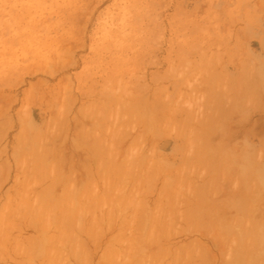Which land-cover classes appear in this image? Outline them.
Listing matches in <instances>:
<instances>
[{
    "label": "rangeland",
    "instance_id": "374dc122",
    "mask_svg": "<svg viewBox=\"0 0 264 264\" xmlns=\"http://www.w3.org/2000/svg\"><path fill=\"white\" fill-rule=\"evenodd\" d=\"M0 110V264H226L239 243L210 250L221 227L264 226V202L238 204L262 198L246 179L264 175V0H0ZM217 199L235 208L218 234Z\"/></svg>",
    "mask_w": 264,
    "mask_h": 264
},
{
    "label": "crops",
    "instance_id": "0c3cea01",
    "mask_svg": "<svg viewBox=\"0 0 264 264\" xmlns=\"http://www.w3.org/2000/svg\"><path fill=\"white\" fill-rule=\"evenodd\" d=\"M250 161H252V160H250ZM246 182L251 187L249 194L255 195L257 193H261L262 198L260 199V202L255 201V202H252L250 204V202L244 201V203L241 204L238 202V204L244 205L246 208V211H244L243 215H247V216L250 215L251 217H254V216H257L258 212H263L262 203L264 202V191H263L264 175L262 176V181H260L262 186H259V189L255 192H251L254 190V188H253V186H251L250 182L248 183L247 179H246ZM247 184H245L244 187ZM219 197L220 196H218V198ZM212 199H214V198H212ZM219 199H221V198H219ZM198 201L199 202H196V205H197L196 210L199 207H201V205H202L200 200H198ZM226 201H228V200H226ZM215 202H217V203L211 204V205L207 204V206L209 205V209L211 210V212H213L215 210L219 211L218 213H216V215H213V216H219L220 214L222 216H224L228 212L229 213L227 215H231L235 209L234 207L222 206V202L218 201V199ZM252 205L254 206V208H252ZM204 207H206V205H204ZM204 207H203V209H204ZM231 208H234V209H231ZM200 209L202 210V207ZM206 209L208 210L207 207H206ZM213 216L210 218L211 223H212V225L211 224L210 225L214 228L213 231L215 230V232L218 234V231H220V230L216 229L217 225H215V224L217 222H216V220H213ZM261 216H262V213H261ZM255 221L256 222H254V225L250 228H245V225L243 223L238 224V226L235 227L233 222L230 221L228 223V225H229L228 228L221 227L222 230L224 231V233L218 234L219 235V238H218L219 241L213 243V238H212L211 242L213 243V246L209 247V249L214 250V246H217L221 252L226 253L227 252V244L229 242V239L233 236L234 233H236L235 235H237L238 243H239L238 249L235 252H233L232 254L230 252V258L231 259L229 261H227L226 264H236L237 261L240 263H244L245 261H250V264L258 263L257 260H255L254 258L252 260H250V258H249L252 254L257 255V256L264 254V226H262V223L260 222V220H258V218L255 219ZM221 222H223V219L220 220V223ZM220 223H219V225H220ZM257 223H259L258 226H257ZM208 237H209L208 235L205 236V239H208ZM197 244H198V241H197ZM199 249H200V247H198V250ZM203 249H204V247H203ZM245 254H247L248 257H245ZM226 255H227V253H226ZM243 255H244V257H243Z\"/></svg>",
    "mask_w": 264,
    "mask_h": 264
},
{
    "label": "bare ground",
    "instance_id": "6f19581e",
    "mask_svg": "<svg viewBox=\"0 0 264 264\" xmlns=\"http://www.w3.org/2000/svg\"><path fill=\"white\" fill-rule=\"evenodd\" d=\"M45 56H46V55H45ZM50 62H51V61H50ZM47 67H48V66H47ZM50 67H51V66H50ZM13 95H14V94H13ZM262 96H263V95H262ZM220 97H221V96H220ZM218 98H219V97H218ZM222 98H223V97H222ZM260 100H261V99H260ZM215 101H217V98H216ZM261 101H262V100H261ZM1 102H2V101H1ZM260 103H261V102H260ZM3 105H4V103H2V107H4V109H5V105H4V106H3ZM6 105H7V104H6ZM66 105H67V104H66ZM69 105H70V104H69ZM127 106H128V105H127ZM161 107H162V106H161ZM165 107H166V106H165ZM168 107H169V106H168ZM8 108H9V107H8ZM129 108H130V107H129ZM131 108H132V107H131ZM162 108H163V107H162ZM51 109H52V108H51ZM48 110H49V109H48ZM120 110H121V109H120ZM132 110H133V108H132ZM132 110H130V111H132ZM0 111H1V110H0ZM60 111H61V110H60ZM133 111H135V110H133ZM157 111H158V110H157ZM159 111H161V109H160ZM124 112H125V111H124ZM3 113H4V112H3ZM158 113H159L160 115H161V114L163 115V113L157 112V114H158ZM85 114H86V113H85ZM118 114H119V113H118ZM123 114H124V113H123ZM171 114H172V113H171ZM160 115H159V116H160ZM162 115H161V116H162ZM221 115H222V114H221ZM226 115H227V114H226ZM234 115H235V114H234ZM106 116H107V115H106ZM127 116H128V115H127ZM232 116H233V115H232ZM122 118H123V117H122ZM227 118H228V117H227ZM119 119H120V118H119ZM170 119H171V118H170ZM79 120H80V119H79ZM123 121H124V120H123ZM159 121H160V120H159ZM162 121H163V120H162ZM95 122H96V121H95ZM77 123L80 124V122H77ZM127 124H128V123H127ZM139 124H140V123H139ZM98 125H99V124H98ZM121 125H122V124H121ZM142 125H143V124H142ZM75 126H76V125H75ZM77 126H78V125H77ZM122 126H123V125H122ZM70 127H71V126H70ZM83 128H84V126H83ZM88 128H89V127H88ZM88 128H86V129H88ZM93 128H94V127H93ZM57 129H58V128H57ZM77 129H78V128H77ZM94 129H95V128H94ZM94 129H93V130H94ZM88 130H89V129H88ZM93 130H92V131H93ZM86 131H87V130H86ZM86 131H85V132H86ZM90 131H91V130H90ZM94 131H95V130H94ZM128 132H129V131H128ZM123 133H124V132H123ZM87 134H88V133H87ZM27 135H28V132H27ZM82 135H83V134H82ZM147 135H149V134L147 133ZM90 136H92V135L90 134ZM144 136H145V135H144ZM150 136H151V135H150ZM86 137H88V136H86ZM58 138H59V137H58ZM151 138H152V137H151ZM151 138H150V139H151ZM38 139H39V138H38ZM89 139H90V138H89ZM93 139H94V138H93ZM87 140H88V139H87ZM83 141H84V140H83ZM81 142H82V141H81ZM89 142H90V141H89ZM151 142H153V141H151ZM149 143H150V142H149ZM46 144H47V143H46ZM150 144H151V143H150ZM68 146H69V145H68ZM91 146H92V145H91ZM123 147H124V146H123ZM68 148H69V147H68ZM207 148H208V147L206 146V150H207ZM214 148H215V145H214L213 149H214ZM54 149H55V148H54ZM54 149H53V150H54ZM204 149H205V147H204ZM25 150H26V149H25ZM46 150H47V149H46ZM46 150H45V151H46ZM200 150H201V149H200ZM47 151L49 152L50 150H47ZM111 151H112V150H111ZM214 151H215V149H214ZM67 152H69V151H67ZM114 152H115V151H114ZM120 152H121V151H120ZM205 152H206V151H205ZM44 153H45V152H44ZM46 153H47V152H46ZM213 153H214V152H213ZM63 155H64V154H63ZM80 155H81V154H80ZM111 155H112V154H111ZM119 155H121V154H119ZM201 155H202V154H201ZM49 156H50V154H49ZM93 156H94V155H93ZM116 156H117V155H116ZM197 156H198V155H197ZM86 157H87V156H86ZM119 157H120V156H119ZM129 157H130V156H129ZM61 158H62V157H61ZM71 158H72V157H71ZM71 158H70V159H71ZM88 159H89V157H88ZM113 159H114V158H113ZM116 159H118V158L116 157ZM116 159H115V162H116ZM17 160H18V159H17ZM133 160H134V159H133ZM56 161H57V160H56ZM90 161H91V159H90ZM102 162H103V161H102ZM108 162H109V161H108ZM126 162H127V161H126ZM50 163H51V162H50ZM64 163H65V162H64ZM84 163H85V162H84ZM98 163H99V162H98ZM98 163H97V166H98ZM105 163H106V162H105ZM52 164H53V163H52ZM54 164H55V163H54ZM54 164H53V165H54ZM74 164H75V163H74ZM101 164H102V163H101ZM103 164H104V163H103ZM127 164H128V163H127ZM134 164H136L135 161H134ZM134 164H133V165H134ZM143 164H144V163H143ZM57 165H58V164H57ZM61 165H62V164H61ZM80 165H81V164H80ZM83 165H85V164H83ZM89 165H90V163H89ZM95 165H96V164H95ZM106 165H107V164H106ZM108 165H109V164H108ZM125 165H126V164H124V166H125ZM129 165H130V162H129ZM20 166H21V165H20ZM54 166H56V165H54ZM62 166H63V165H62ZM93 166H94V165H93ZM111 166H112V165H111ZM164 166H165V165H164ZM74 167H75V166H74ZM85 167H86V170H87V166H85ZM101 167H102V166H101ZM121 167H123V166H121ZM5 168H6V167H5ZM91 168H92V167H91ZM98 168H99V167H98ZM106 168H107V167H106ZM108 168H109V167H108ZM110 168H111V167H110ZM112 168H113V166H112ZM112 168L110 169V173L113 174L114 172H112V170H113ZM125 168H126V167H125ZM134 168H135V167H133V168L131 169V166H129V169H126V170H129V171H130V169H131V171H132ZM150 168H152V167H150ZM150 168H149V169H150ZM56 169H57V168H56ZM88 169L90 170V168H88ZM103 169L106 170V172H107V169H105L104 167L102 168V172H105V171H103ZM123 169H124V168H123ZM152 169H153V168H152ZM4 170H5V169H4ZM13 170H14V169H13ZM26 170H27V169H26ZM50 170H51V169H50ZM71 170H72V169H71ZM73 170L75 171V168H73ZM73 170H72V171H73ZM80 170H81V169H80ZM82 170H83V169H82ZM100 170H101V169H100ZM108 170H109V169H108ZM126 170L124 169V170L122 171L123 174H124V175H123V174L121 175L122 178H123L124 176H126L128 173H130V175L128 174V176H129V178H130V177H131V174L134 173L133 171H132L133 173H132V172H129V171H128V173H127ZM134 170H135V169H134ZM27 171H28V170H27ZM30 171H31V170H30ZM30 171H29V172H30ZM35 171H36V170H35ZM51 171H52V170H51ZM53 171H57V170H53ZM74 171H73V172H74ZM113 171H114V170H113ZM2 172H3V171H2ZM31 172H32V171H31ZM40 172H41V171H40ZM40 172H39V174H40ZM48 172H49V171H48ZM59 172H61V171L59 170ZM73 172H72V173H73ZM89 172H90V171H89ZM91 172H92V171H91ZM102 172H100L101 174L98 175V176H99V177H98L99 179L102 178V176H100V175L103 174ZM124 172H125V173H124ZM143 172H144V171H143ZM36 173H37V172H36ZM55 173H56V172H55ZM87 173H88V172H87ZM87 173L85 172V174H87ZM108 173H109V172H108ZM110 173H109V174H110ZM117 173H119V172H117ZM146 173H148V172L146 171ZM2 174H3V173H2ZM8 174H9V173H8ZM33 174H34V173H33ZM41 174H42V172H41ZM58 174H59V173H58ZM125 174H126V175H125ZM238 174H239V173H238ZM44 175H45V173H44ZM55 175H56V174H55ZM69 175H70V173H69ZM87 175H88V174H87ZM89 175H90V174H89ZM91 175H92V174H91ZM104 175H106V174L104 173ZM107 175H108V174H107ZM20 176H21V175H20ZM24 176H25V174H24ZM37 176H38V175H37ZM110 176H111V175H110ZM113 176H114V175H113ZM128 176H127V177H128ZM0 177H1V176H0ZM32 177H33V176H32ZM32 177H31V178H32ZM42 177H43V176H42ZM42 177H41V178H42ZM50 177H51V176H50ZM53 177H54V175L52 176V178H53ZM55 177H56V176H55ZM62 177H63V176H62ZM68 177H69V176H68ZM70 177H71V176H70ZM77 177H78V176H77ZM92 177H94V176L92 175ZM105 177H106V176H105ZM121 177L118 176V179L123 180ZM154 177H155V176H154ZM154 177H153V178H154ZM37 178H38V177H37ZM66 178H67V177H66ZM73 178H75V176H74ZM82 178H84V174H83ZM103 178H104V177H103ZM107 178H109V176H107ZM124 178H125V177H124ZM33 179H34V178H33ZM43 179H44V178H43ZM84 179H87V178H84ZM94 179H95V177H94ZM114 179H115V178H114ZM118 179H117L116 181H118ZM202 179H203V178H202ZM22 180H23V179H22ZM22 180H20V181H22ZM37 180H38V181H41V180H39V178H38ZM67 180H68V178H67ZM69 180H70V179H69ZM87 180H88V179H87ZM103 180H104V182H105V181L107 182L109 179H108V180L103 179ZM112 180H113V179H112ZM121 180H120V182H121ZM126 180H128V179H126ZM190 180H192V179H190ZM243 180H244V179H243ZM20 181H18V182H20ZM28 181H29V179H28ZM35 181H36V180H35ZM38 181H37V182H38ZM42 181H43V180H42ZM42 181H41V182H42ZM44 181H46V179H44ZM44 181H43V182H44ZM76 181H78V179H76ZM92 181H93V180H92ZM109 181H111V179H110ZM109 181H108V182H109ZM128 181H129V180H128ZM128 181H126L125 183H127ZM152 181H153V180H152ZM193 181H194V180H193ZM202 181H203V180H202ZM244 181H245V180H244ZM18 182H17V183H18ZM22 182H23V181H22ZM22 182H21V183H22ZM24 182L26 183L25 180H24ZM41 182H39V184H42ZM48 182H49V181H48ZM50 182H51V181H50ZM65 182H66V181H65ZM68 182H69V181H68ZM71 182H72V181H71ZM98 182H99V181H98ZM113 182H114V180H113ZM113 182H111L112 185L114 184ZM120 182L118 181V183H120ZM122 182H123V181H122ZM205 182H206V181H205ZM0 183H1V182H0ZM34 183H35V182H34ZM84 183H86V182H84ZM102 183H103V182H102ZM118 183H117V185H118ZM134 183H135V182H134ZM1 184H2V183H1ZM28 184H29V183H28ZM39 184H38V185H39ZM45 184H46V183H45ZM45 184H44V185L42 184V187H44ZM92 184L95 185V183H92ZM105 184H106V183H105ZM105 184H104V187H103V188H106ZM108 184H110V182H109ZM111 184H110V185H111ZM203 184H205V183H203ZM245 184H246V183H245ZM35 185H36V183H35ZM53 185H54V184H52V187H54ZM58 185H59V184H58ZM73 185H75V184H73ZM77 185H78V184H77ZM84 185H85V184H84ZM87 185H88V184H87ZM102 185H103V184H102ZM125 185H126V184H125ZM125 185H124V186H125ZM127 185H128V183H127ZM151 185H152V184H151ZM151 185H150V186H151ZM214 185H215V184H214ZM214 185H213V187H215ZM240 185H241V184H240ZM24 186L26 187L27 185H24ZM71 186H72V185H71ZM246 186H247V185H246ZM1 187H3V185H2ZM48 187H49V185H48ZM67 187H68V186H67ZM120 187H121V186H120ZM125 187H126V186H125ZM204 187H205V186H204ZM218 187H219V186H218ZM248 187H249V186H248ZM29 188H30V185H28V189H29ZM38 188H39V187H38ZM73 188H75V187L73 186ZM92 188H93V187H92ZM107 188L109 189V186H108ZM126 188H127V187H126ZM211 188H212V187H211ZM237 188H238V187H237ZM250 188H251V187H250ZM1 189H2V188H1ZM25 189H27V188H24V187H23V190H25ZM45 189H46V187H45ZM45 189L43 188L44 191H45ZM58 189H59V188H58ZM70 189H72V188H70ZM94 189L98 190V189H97V185H96V188L94 187ZM110 189H111V188H110ZM120 189H122V188H119V189L117 188L116 191L119 193V192L121 191ZM137 189H139V188H137ZM212 189H215V188H212ZM218 189H219V188H218ZM218 189H217V190H218ZM53 190H54V188H53ZM66 190H67V189H66ZM66 190H65V191H66ZM96 190H95V191H96ZM112 190H113V188H112ZM126 190H127V189H126ZM151 190H152V189H151ZM199 190H201V189H199ZM204 190H205V188H204ZM215 190H216V189H215ZM220 190H222V188H221ZM238 190H239V188H238ZM56 191H57V190H56ZM70 191H71L70 194L72 195L71 199H74V197H77V196H76L77 191L75 192L74 189H73V190H70ZM73 191H74V192H73ZM81 191H82V190H80V192H79L80 194H81ZM86 191H87V190H86ZM86 191H84V192L87 194ZM89 191H90V190H89ZM93 191H94V190H93ZM106 191H107V190H106ZM109 191H111V190H109ZM135 191H136L137 193L139 192V191H137V190H135ZM162 191H163V190H162ZM234 191H236V190H234ZM242 191H243V190H242ZM26 192H27V195H28V191H26ZM29 192H30V191H29ZM33 192H35V191H33ZM38 192H39V191H38ZM38 192H36V193L38 194ZM63 192H64V190H63ZM122 192H126V191L123 190ZM245 192H247V191H245ZM3 193H4V192H3ZM30 193H31V192H30ZM47 193H48V192H47ZM103 193H104V192H103ZM109 193H110V192H109ZM118 193H117V194H118ZM202 193H203V192H202ZM37 194H36V196L38 197L39 195H37ZM62 194H63V195H62ZM62 194H61V195L64 196V193H62ZM65 194H66V193H65ZM88 194H89V193H88ZM96 194H97V193H96ZM105 194H107V192H106ZM105 194H104V195H105ZM113 194H114V193H113ZM113 194H112V195H113ZM119 194H120V193H119ZM123 194H124V193H123ZM128 194H129V193H128ZM134 194H135V193H134ZM138 194H139V193H138ZM197 194H198V193H197ZM45 195H46V194H45ZM45 195H44V196H45ZM67 195H68V194H67ZM109 195H110V194H109ZM246 195H247V194H246ZM23 196H25V195H23ZM29 196H30V195H29ZM46 196H47V195H46ZM62 196H60V197H62ZM78 196H79V195H78ZM83 196H84V195H83ZM93 196H94V195H93ZM110 196H111V195H110ZM118 196H119V195H116V198H117ZM132 196L134 197V196H136V195H131L130 197H132ZM244 196H245V195H244ZM249 196H250V195H249ZM65 197H66V196H65ZM68 197H69V195H68ZM107 197H108V196H107ZM119 197H120V196H119ZM127 197H128V196H127ZM127 197H126V198H127ZM240 197H241V196H240ZM25 198H26V197H25ZM29 198H30V197H29ZM38 198H39V197H38ZM43 198H44V197H43ZM66 198H67V197H66ZM81 198H82V197H81ZM83 198H84V197H83ZM102 198H103V196H102ZM120 198H121V197H120ZM120 198H119V199H120ZM128 198H129V197H128ZM238 198H239V197H238ZM241 198H242V197H241ZM244 198H245V197H244ZM248 198H250V197H248ZM20 199H21V198H20ZM54 199H56V198H54ZM75 199H76V198H75ZM87 199H88V198H87ZM95 199H96V198H95ZM95 199H94V200H95ZM100 199H101V198H100ZM124 199H125V198H124ZM124 199H123V200H124ZM37 200H38V199H37ZM45 200H46V199H45ZM52 200H53V198H52ZM52 200H51V202H52ZM82 200H83V199H82ZM101 200H102V199H101ZM104 200H107V199H105V197H104ZM111 200H112V199H111ZM120 200H121V199H120ZM141 200H142V199H141ZM143 200H144V199H143ZM251 200H252V197H251L250 201H251ZM9 201H10V198H9ZM25 201H26V200H25ZM25 201H24V203H25ZM38 201H40V199H39ZM55 201H56V200H55ZM55 201H53V204H54ZM68 201H69V200H68ZM99 201H100V200H99ZM114 201H116V199H115ZM130 201H132V200L130 199ZM134 201H137V199L135 198ZM134 201H133V204H134ZM144 201H146V200H144ZM246 201H247V199H246ZM21 202H22V201H21ZM29 202H30V201H29ZM35 202H36V203H39V202H37V201H35ZM56 202H57V201H56ZM94 202H95V201H94ZM100 202H101V201H100ZM104 202H105V201H104ZM111 202H112V201H111ZM117 202H118V201H117ZM123 202H124V201H123ZM128 202H129V201H128ZM140 202H141V201H140ZM161 202H162V201H161ZM179 202H180V201H179ZM36 203H34V204H36ZM44 203H45V201H44ZM62 203H63V202H62ZM71 203H72V202H71ZM89 203H90V202H89ZM98 203H99V202H98ZM98 203H97V204H98ZM102 203H103V202H102ZM118 203H119V202H118ZM130 203H131V202H130ZM141 203H142V202H141ZM21 204H22V203H21ZM21 204H19V206H21ZM26 204H27V203H26ZM83 204H84V203H83ZM92 204H94V203H92ZM92 204H91V205H92ZM97 204H96V205H97ZM100 204H101V203H100ZM106 204H107V202H106ZM127 204H129V203H127ZM139 204H140V203H139ZM142 204H143V203H142ZM142 204H140V205H142ZM22 205H23V204H22ZM28 205H29V204H27V205H25V206H28ZM41 205H42V204H41ZM41 205H39V206L41 207L42 212H43V210H46V208L43 207L44 205H43V206H41ZM46 205H47V204H45V206H46ZM49 205H50V204H49ZM49 205H48V206H49ZM55 205H56V204H55ZM71 205H74V204H71ZM110 205H111V203H110ZM130 205H131V204H130ZM157 205H158V204H157ZM202 205H203V203H202ZM8 206H9V205H8ZM11 206H13V205H11ZM11 206H9L8 208H10ZM17 206H18V205H17ZM17 206H14V207L17 208ZM19 206H18V207H19ZM33 206H34V205H33ZM37 206H38V205H37ZM82 206H83V205H81V207H82ZM88 206H89V205H88ZM114 206H116V205H114ZM120 206H121V205H120ZM120 206H119V207H120ZM134 206H135V205H134ZM159 206H160V205H159ZM28 207H29V206H28ZM49 207H50V206H49ZM52 207H54V206L52 205ZM73 207H74V206H73ZM73 207H72V208H73ZM93 207H94V206H93ZM97 207H98V205H97ZM100 207H101V206H100ZM104 207H105V206H104ZM124 207H125V205H124ZM129 207H130V206H129ZM137 207H138V206H137ZM139 207H140V206H139ZM142 207H143V206H142ZM144 207H145V205H144ZM154 207H155V206H154ZM160 207H161V206H160ZM160 207H159V208H160ZM201 207H202V206H201ZM23 208H24V210H25L26 207H23ZM33 208L35 209V206H34ZM84 208L86 209L85 206H84ZM95 208H96V207H95ZM127 208H128V207H127ZM127 208H126V209H127ZM140 208H141V207H140ZM162 208H163V207H162ZM12 209H14V208H12ZM12 209H11V210H12ZM37 209L39 210V207H37ZM103 209H104V208H103ZM108 209H110V211H112L111 208H108ZM116 209H117V207H116ZM133 209H134V208H133ZM136 209H137V208H136ZM142 209H143V208H142ZM2 210H3V209H2ZM6 210H7V209H6ZM47 210H48V209H47ZM49 210L51 211L52 209L50 208ZM68 210H69V208H68ZM99 210H101V209H99ZM99 210H98V211H99ZM113 210H114V209H113ZM119 210H120V209H119ZM171 210H172V209H171ZM15 211H16V209H15ZM35 211H36V210H35ZM50 211H49V212H50ZM60 211H61V210H60ZM62 211H63V210H62ZM76 211H77V210H76ZM85 211H86V210H84V212H85ZM88 211H89V210H88ZM90 211H91V210H90ZM94 211H95V210H94ZM134 211H135V210H134ZM146 211H147V210H146ZM3 212H4V210L2 211V213H3ZM26 212H27V210L25 211V213H26ZM39 212H40V210H39ZM47 212H48V211H47ZM81 212H82V209H81L80 213H81ZM100 212H101V211H100ZM122 212H123V211H122ZM156 212H157V211H156ZM159 212H160V210H159ZM14 213H16V212H14ZM17 213H18V212H17ZM19 213H20V210H19ZM19 213H18V214H19ZM32 213H33V210H32ZM32 213H31V214H32ZM53 213H54V212H53ZM95 213H96V211H95ZM95 213H94V214H95ZM107 213H108V212H107ZM111 213H112V212H111ZM111 213H110V214H111ZM114 213H115V212H114ZM117 213H118V212H117ZM124 213H125V212H124ZM126 213H127V212H126ZM126 213H125V214H126ZM134 213H135V212H134ZM142 213H143V211H142ZM142 213H141V214H142ZM145 213H147V212H145ZM148 213H149V212H148ZM0 214H1V213H0ZM5 214H6V211H5ZM12 214H13V213H12ZM41 214H42V213H40V216H41ZM48 214H50V213H44V216H46V218H49V219H50V215H48ZM59 214H61V213H59ZM64 214H65V213H64ZM85 214H86V213H85ZM85 214H84V215H85ZM89 214H90V213H89ZM110 214H109V215H110ZM112 214H113V213H112ZM115 214H116V213H115ZM119 214H120V213H119ZM125 214H123V216H124ZM135 214H137V213H135ZM2 215H3V214H2ZM32 215H33V214H32ZM32 215H31V216H32ZM84 215H82V216H80V217L83 218ZM97 215H98V214H97ZM99 215H101V214L99 213ZM143 215H144V214H143ZM148 215H149V214H148ZM160 215H161V214H160ZM0 216H1V215H0ZM3 216H4V215H3ZM3 216H1L0 223H2L1 220L3 221V219H4V218H2ZM31 216H30V217H31ZM33 216H34V215H33ZM36 216H37V215H36ZM53 216H54V215H53ZM64 216H65V215H64ZM74 216H75V215H74ZM74 216H73V218H74ZM94 216L96 217V214H95ZM111 216H112V215H110V216H108V217H111ZM117 216H118V215H117ZM156 216H158V215H156ZM156 216H155V218H156ZM51 217H52V216H51ZM68 217H69V219H70V216H68ZM76 217H77V214H76ZM101 217H102V215H101ZM130 217H131V216H130ZM158 217H159V216H158ZM163 217H164V216H163ZM191 217H192V216H191ZM213 217H214V216H213ZM6 218H7V217H6ZM35 218H36V217H35ZM40 218H41V217H40ZM53 218H54V217H53ZM55 218H56V217H55ZM64 218H65V217H64ZM66 218H67V217H66ZM85 218H86V217H85ZM111 218H113V217H111ZM117 218H118V217H117ZM123 218H125V217H123ZM141 218H143V217L141 216ZM215 218H216V217H215ZM16 219H17V215H16ZM18 219H19V218H18ZM103 219H104V218H103ZM126 219H127V218H125V220H126ZM196 219H197V218H196ZM219 219H220V218H219ZM219 219H218V220H219ZM5 220H6V219H4V221H5ZM9 220H10V218H9ZM71 220H73V219H71ZM71 220H70V221H71ZM74 220L77 221L76 218H75ZM74 220H73V221H74ZM112 220H113V219H112ZM50 221H51V219H50ZM52 221H53V220H52ZM64 221H65V220H64ZM66 221H69V220L66 219ZM75 221H74V222H75ZM108 221H109V220H108ZM132 221H133V220H132ZM216 221H217V219H216ZM7 222H8V221H7ZM32 222H33V221H32ZM32 222H31V219H30V222H28V223L30 224V223H32ZM94 222H95V220H94ZM96 222H97V221H96ZM103 222H104V221H103ZM153 222H154V219H153ZM153 222H152V224H153ZM3 223H4V222H3ZM46 223L49 225L48 222H46ZM53 223H54V222H53ZM62 223H63V222H62ZM79 223H80V222L78 221V224H79ZM83 223H84V222H83ZM110 223H111V220H110ZM112 223H113V222H112ZM120 223H123V220H122V222H120ZM120 223H119V224H120ZM126 223H127V222H126ZM142 223H144V221H143ZM4 224H5V223H4ZM4 224H3V225H4ZM55 224H56V223H55ZM59 224H60V223H59ZM69 224H71V223H69ZM78 224H77V225H78ZM90 224H91V223H90ZM98 224H99V223H98ZM123 224H124V223H123ZM123 224H122V225H123ZM144 224H145V223H144ZM1 225H2V224H1ZM1 225H0V228L2 227ZM5 225H6V224H5ZM31 225H33V224H31ZM45 225H46V224H45ZM50 225H52V224L50 223ZM50 225L48 226V228H50ZM62 225H64V223H63ZM62 225H61V226H62ZM80 225H81V224H80ZM95 225H96V224H95ZM110 225H111V224H110ZM132 225H133V222H132ZM145 225H146V224H145ZM149 225H150V224H149ZM197 225H199V222L197 223ZM12 226H14V225H12ZM42 226H43V225H42ZM71 226H72V224H71ZM75 226H76V223H75ZM108 226H109V224H108ZM108 226H107V227H108ZM123 226H125V225H123ZM141 226H142V224H141ZM19 227H20V226H19ZM19 227H18V228H19ZM52 227H53V226H52ZM78 227H80V226H78ZM89 227H90V226H89ZM109 227H110V226H109ZM201 227H202V226H201ZM6 228H7V227H6ZM9 228H10V226H9ZM80 228H81V227H80ZM119 228H120V227H119ZM202 228H203V227H202ZM3 229H4V227H3ZM20 229H21V228L16 229V230H19V231L21 232ZM45 229H46V228H45ZM64 229H67V228H64ZM70 229H71V228H70ZM91 229H92V227H91ZM98 229H101V228H98ZM136 229H137V228H136ZM198 229H199V228H198ZM0 230H1V229H0ZM7 230H8V229H7ZM11 230H12V229H11ZM14 230H15V229H14ZM78 230H79V228H78ZM80 230H82V229H80ZM80 230H79L78 232H80ZM113 230H114V229H113ZM117 230H118V229H117ZM120 230H121V229H120ZM120 230H119V231H120ZM143 230H144V227H143ZM207 230H208V229H207ZM5 231H6V230H4V232H5ZM45 231H46V230H45ZM70 231H71V230H70ZM76 231H77V230H76ZM92 231H93V230H91L90 232L92 233ZM97 231H98V230H97ZM100 231H101V230H100ZM100 231H98V232H100ZM151 231H152V230H151ZM153 231H154V229H153ZM200 231H204V230H200ZM38 232H39V231H38ZM46 232H47V231H46ZM46 232H44V234H43L44 239H46L47 237H48V238H51V239L54 238V237H52V236H47ZM142 232H143V231H142ZM177 232H178V231H177ZM36 233H37V232H36ZM61 233H62V230H61ZM63 233H64V232H63ZM65 233H66V232H65ZM68 233H70V232H68ZM74 233H75V232H74ZM96 233H97V232H96ZM117 233H118V232H117ZM151 233L154 234V232H151ZM202 233H203V232H202ZM75 234H76V233H75ZM75 234H74V235H75ZM97 234H98V233H97ZM139 234H140V233H139ZM142 234H143V233H142ZM153 234H152V235H153ZM169 234H170V233H169ZM199 234H200V233H199ZM199 234H198V235H199ZM1 235H2V234H1ZM35 235H36V234H35ZM63 235H64V234H63ZM65 235H67V234H65ZM70 235H71V234H70ZM140 235H141V234H140ZM152 235H151V236H152ZM154 235H155V234H154ZM72 236H73V235H72ZM76 236H77V235H76ZM131 236H132V235H131ZM135 236H136V235H135ZM141 236H142V235H141ZM141 236H140V237H141ZM157 236H158V235H157ZM0 237L2 238V236H0ZM55 237H56V236H55ZM67 237H68V236H67ZM80 237H81V236H80ZM121 237H122V236H121ZM200 237H201V236H200ZM70 238H73V237H70ZM96 238H97V237H96ZM119 238H120V237H119ZM134 238H135V237H134ZM138 238H139V237H138ZM149 238H150V237H149ZM149 238H148V240H149ZM55 239H56V238H55ZM55 239H54V240H55ZM73 239H74V238H73ZM73 239H72V240H73ZM101 239H102V237H101ZM121 239H122V238H121ZM121 239H120V240H121ZM129 239H130V237H129ZM1 240H4V238H2ZM5 240H6V238H5ZM13 240H14V239H13ZM47 240H48V239H47ZM65 240H66V238H65ZM96 240H97V239H96ZM120 240H119V241H120ZM125 240H126V239H125ZM134 240H135V239H134ZM143 240H144V239H143ZM15 241H16V240H15ZM48 241H49V240H48ZM117 241H118V240H117ZM127 241H128V240H127ZM129 241H130V240H129ZM3 242H4V241H3ZM50 242H51V241H50ZM54 242H55V241H54ZM66 242H67V241H66ZM68 242H69V241H68ZM68 242H67V243H68ZM120 242H121V241H120ZM8 243H9V242H8ZM33 243H34V242H33ZM58 243H59V242H58ZM72 243H75V242L72 241ZM72 243H71V244H72ZM116 243H117V242H116ZM155 243H156V242H155ZM159 243H160V242H159ZM48 244H49V243H48ZM64 244H65V243H64ZM64 244H63V245H64ZM79 244H80V242H79ZM82 244H83V243H82ZM108 244H109V243H108ZM126 244H127V243H126ZM152 244H153V243L151 242V245H150V246H152ZM16 245H17V244H16ZM57 245H58V244H57ZM57 245H56V247H57ZM116 245H117V244H116ZM124 245H125V244H124ZM127 245H129V244H127ZM154 245H155V244H154ZM24 246H25V245H24ZM65 246H67V245H65ZM77 246H78V244H77ZM82 246H83V245H82ZM89 246H90V245H89ZM95 246H96V245H95ZM131 246H132V245H131ZM134 246H135V245H134ZM136 246H138V245H136ZM147 246H148V245H147ZM29 247H30V246H29ZM46 247H47V246H46ZM56 247H55V248H56ZM60 247H61V246H60ZM70 247H71V246H70ZM80 247H81V245H80ZM80 247H79V248H80ZM101 247H102V246H101ZM115 247H116V246H115ZM126 247H127V246H126ZM144 247H146V245H144ZM53 248H54V247H53ZM58 248H59V247H58ZM79 248H78V249H79ZM105 248H106V247H105ZM113 248H114V247H113ZM128 248H131V247H128ZM132 248H133V246H132ZM138 248H139V247H138ZM146 248H147V247H146ZM31 249H32V248H31ZM84 249H85V248H84ZM100 249H101V248H100ZM114 249H115V248H114ZM140 249H141V248H140ZM143 249H144V248H143ZM56 250H57V248H56ZM61 250H62V248H61ZM70 250H71V249H70ZM85 250H86V249H85ZM95 250H96V249H95ZM115 250L120 251V250H118V249H115ZM124 250H125V249H124ZM124 250H123V251H124ZM131 250H132V249L128 250V252H129V251L131 252ZM146 250H147V249H146ZM160 250H161V249H160ZM59 251H60V250H58V251H56V252H59ZM77 251H78V250H77ZM96 251H97V250H96ZM126 251H127V250H125V252H126ZM137 251H138V250H137ZM142 251H143V250H142ZM169 251H170V249H169ZM169 251H168V252H169ZM175 251H176V250H175ZM56 252L54 251L53 254H55ZM63 252H64V251H63ZM83 252H84V251H83ZM102 252H103V251H102ZM104 252H105V251H104ZM108 252H109V251H108ZM115 252H116V251H115ZM134 252H135V249H134ZM138 252H139V251H138ZM138 252H137V253H138ZM25 253H26V252H25ZM25 253H24V254H25ZM78 253H79V252H78ZM85 253H86V252H85ZM97 253H98V252H97ZM116 253H117V252H116ZM116 253H114V254L117 255ZM118 253H119V252H118ZM120 253H121V251H120ZM139 253H140V252H139ZM161 253H162V250H161ZM174 253H175V252H174ZM81 254H82V252H81ZM86 254H87V253H86ZM102 254H103V253H102ZM110 254H112V253L110 252ZM110 254H109V255H110ZM121 254H122V253H121ZM130 254H131V253H130ZM165 254H166V253H165ZM168 254H169V253H168ZM168 254H167V255H168ZM178 254H179V253H178ZM55 255H56V254H55ZM66 255H67V254H66ZM87 255H89V254H87ZM98 255H100V254H98ZM104 255H105V254H104ZM134 255H135V254H134ZM149 255H150V254H149ZM161 255H162V254H161ZM16 256H17V255H16ZM56 256H57V255H56ZM59 256H60V255H59ZM62 256H63V255H62ZM76 256H77V255H76ZM85 256H86V255H85ZM111 256H112V255H111ZM111 256H110V257H111ZM123 256H124V255H123ZM162 256H163V255H162ZM86 257H87V256H86ZM113 257H114V256H113ZM119 257H120V256H119ZM132 257H133V256H132ZM54 258H55V257H54ZM57 258H59V257H57ZM73 258H74V257H73ZM83 258H84V257H83ZM104 258H107V257H104ZM104 258H103V259H104ZM143 258H145V257H143ZM151 258H152V257H151ZM151 258H149V259H151ZM161 258H162V257H161ZM163 258H164V256H163ZM163 258H162V260H163ZM1 259L3 260L4 258L1 257ZM70 259H71V258H69V260H70ZM74 259H75V258H74ZM87 259H88V258H87ZM97 259H98V258H96V260H97ZM120 259H121V258H120ZM149 259H148V260H149ZM177 259H179V257H178ZM50 260H51V259H50ZM53 260H55V259H53ZM64 260H65V259H64ZM72 260H73V259H72ZM79 260H80V259H79ZM88 260H89V259H88ZM106 260H107V259H106ZM109 260H110V259H109ZM109 260H108V261H109ZM113 260H114V259H113ZM117 260H119V259H117ZM130 260H131V259H130ZM140 260H141V258H140ZM164 260H165V259H164ZM4 261H5V260H4ZM60 261H61V260L59 259V262H60ZM47 262H48V261H47ZM61 262H63V261H61ZM61 262H60V263H61ZM68 262H69V261H68ZM79 262H80V261H79ZM105 262H106V261H105ZM119 262H120V261H119ZM124 262H125V260H124ZM128 262H129V261H128ZM142 262H143V261H142ZM157 262H158V261H157ZM160 262H162V261H160ZM160 262H158V263L161 264ZM175 262H177V260H176ZM202 262H203V261H202ZM56 263H58V262H56ZM86 263H87V261H86ZM110 263H111V262H110ZM112 263H113V262H112ZM130 263H131V262H130ZM148 263H149V262H148ZM154 263H155V261H154ZM52 264H53V263H52ZM61 264H66V263H61ZM69 264H71V261L69 262ZM72 264H73V263H72ZM74 264H75V263H74ZM84 264H85V262H84ZM88 264H89V263H88ZM99 264H100V263H99ZM102 264H103V262H102ZM113 264H114V263H113ZM117 264H119V263H117ZM120 264H121V263H120ZM125 264H126V262H125ZM143 264H144V263H143ZM149 264H150V263H149ZM183 264H184V263H183Z\"/></svg>",
    "mask_w": 264,
    "mask_h": 264
}]
</instances>
